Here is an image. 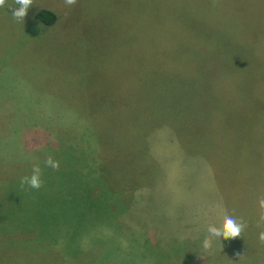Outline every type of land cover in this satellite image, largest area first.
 Segmentation results:
<instances>
[{
	"label": "rangeland",
	"instance_id": "1",
	"mask_svg": "<svg viewBox=\"0 0 264 264\" xmlns=\"http://www.w3.org/2000/svg\"><path fill=\"white\" fill-rule=\"evenodd\" d=\"M18 7H0V258L264 264V0ZM225 214L247 227L204 249Z\"/></svg>",
	"mask_w": 264,
	"mask_h": 264
},
{
	"label": "clouds",
	"instance_id": "2",
	"mask_svg": "<svg viewBox=\"0 0 264 264\" xmlns=\"http://www.w3.org/2000/svg\"><path fill=\"white\" fill-rule=\"evenodd\" d=\"M77 0H64V3L67 6H74ZM6 0H0V7H4ZM15 4H18L19 7L15 8L12 11V16L18 22L23 21L27 14V10L33 4V0H15ZM11 7V6H10ZM44 164L46 167H51L54 170H58L60 167L59 161L54 160L51 155L47 156ZM42 169L39 164H34L32 166V174L30 176H24L21 178V185L27 184L30 188L39 189L43 185L41 179ZM260 207L264 208V198H261L258 201ZM264 220V217H261ZM247 227L246 222L242 218H238L233 215L225 214L222 218V221L217 224H209L206 228L207 235L202 241V247L204 249H210L212 246V241L220 238L230 239L240 237L241 233ZM258 239L264 243V231L260 232ZM221 244V243H220Z\"/></svg>",
	"mask_w": 264,
	"mask_h": 264
},
{
	"label": "trees",
	"instance_id": "3",
	"mask_svg": "<svg viewBox=\"0 0 264 264\" xmlns=\"http://www.w3.org/2000/svg\"><path fill=\"white\" fill-rule=\"evenodd\" d=\"M33 18L35 20H37L38 22H40L42 25L44 26H51L52 24H54V22L56 21V16L55 14L47 9H39L37 10L34 14H33ZM218 70V69H217ZM178 81V80H177ZM209 93V92H208ZM69 211V210H67ZM63 215V216H62ZM67 213L61 214V221L66 218ZM41 220H43V223L41 225ZM40 221H36V223H38V228L40 226L43 227V235L46 234H50V236L52 235L53 232H51L52 229L55 228L56 226V221L54 218H47V219H41ZM59 220V219H58ZM52 221V222H51ZM55 224V225H54ZM30 225V224H29ZM54 225V226H53ZM31 227V225H30ZM50 231V232H49ZM7 259L8 258H0V264H7Z\"/></svg>",
	"mask_w": 264,
	"mask_h": 264
}]
</instances>
